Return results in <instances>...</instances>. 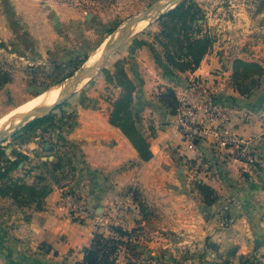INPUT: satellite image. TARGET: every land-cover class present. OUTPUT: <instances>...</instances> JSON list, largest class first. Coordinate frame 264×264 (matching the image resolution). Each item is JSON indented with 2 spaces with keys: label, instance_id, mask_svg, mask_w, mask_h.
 Listing matches in <instances>:
<instances>
[{
  "label": "rangeland",
  "instance_id": "374dc122",
  "mask_svg": "<svg viewBox=\"0 0 264 264\" xmlns=\"http://www.w3.org/2000/svg\"><path fill=\"white\" fill-rule=\"evenodd\" d=\"M159 1L36 0L38 5L34 8L43 7L40 12L44 15V27H49L50 41H55V44L41 46L40 51L27 55L26 59L14 45L0 42V83L6 79L1 74H14L15 80L11 88L0 90V126L10 117L18 116V112L26 111L37 97L84 71L85 64L90 62L95 52L98 56L110 36H115L129 20ZM238 1L200 0L212 10L208 16V20L215 24L212 28H218L217 20L225 14L224 19L228 22L225 35L228 36L233 34L237 19V15L229 9L235 10ZM240 1L245 6H253V59H250L253 61L250 62H258L264 67V56L255 55L254 50L256 32L264 24V16L260 15L264 11L259 10L258 0ZM218 8L223 10L219 12ZM38 24L41 25V22ZM52 25L57 27L59 34L52 29ZM17 29L22 31L19 20ZM159 29L158 19L138 29V33L124 40L91 79L44 117L46 119L38 124L26 125L0 143L6 159L13 157V153L30 154L29 159L10 174L9 180H0V190L7 186L8 181L16 179L29 185L41 184L39 179H44L42 184L54 183L62 194L61 205L68 210L74 222L82 224L97 217V231L101 228L110 238H115V242H119L116 256L113 255L116 264H137L132 260L139 261L141 256L144 257L140 264H264V253L250 247L253 246V237L234 235L235 230L243 228V225L232 226L234 221L226 217L234 213V198L212 190L215 204L205 199L197 190V186L203 184L205 168L192 164L183 151L179 153L181 148L176 144L162 154L159 152L150 169V165H146V172H150L144 182L136 180L128 188L116 190L111 189V183L103 178L102 189L98 188L95 193L91 189V192L85 193V186L77 184L82 183L76 170L80 168V161L73 149L77 150L79 146L71 139V134L79 124L81 109L85 112L111 111L118 92H114L110 80L118 57L128 44L142 36L151 40ZM214 32L217 36L218 33ZM235 44L232 46H238L240 54L247 53L251 47L248 39L242 42L243 45ZM166 75L165 78H170L171 74ZM168 88L172 87L156 85L151 92L141 93L134 99L133 110L137 121L140 127H149L152 139L158 138L171 125L166 120L173 114L160 100L161 94ZM260 90L253 99V106H264V77ZM152 139L150 146L156 147ZM28 145H37V148L31 149ZM59 159L63 167L52 174L51 165ZM89 196L93 200L106 201L94 207L89 203ZM75 198L84 205L86 214L80 216L73 209L71 202ZM3 199H12V203ZM13 206L22 208L26 205H21L10 195L0 194V210H11ZM98 209L100 212L97 213ZM117 230L126 235L119 237ZM241 245H247V250L240 251Z\"/></svg>",
  "mask_w": 264,
  "mask_h": 264
},
{
  "label": "crops",
  "instance_id": "0c3cea01",
  "mask_svg": "<svg viewBox=\"0 0 264 264\" xmlns=\"http://www.w3.org/2000/svg\"><path fill=\"white\" fill-rule=\"evenodd\" d=\"M35 1L0 0V42L14 45L16 50L23 52L26 59L27 55L40 51L41 46L55 44V41L54 43L50 41L49 27L47 25L44 27V15L40 12L43 7L40 5V8L35 10L34 6L38 5ZM192 1L204 10L207 25L212 34L216 36L214 31L218 33L212 49L195 72L181 73L173 69L169 71L157 63L153 48L165 61L162 47L156 41V36L161 32V26L151 40L142 36L128 44L116 62L121 60L128 62L124 69L137 87L133 95L134 99L141 96V93L151 92L156 85L160 84L172 87L178 93L191 76H199L213 85L219 103L235 106L242 111L228 128L251 140V150L259 159L258 165L237 162L230 151L213 147L209 143L198 145V155L189 152L181 139L175 135L177 123L175 115H170L166 120L171 124L170 127H167L158 138L152 139L149 127H140L134 114L138 130L149 144H151V139L156 143V147L150 146L153 158L145 162L122 131L111 125L110 117L113 106L109 113L94 110L85 112L82 108L79 124L71 134V139L79 146L77 150L73 149L77 152L80 161V168L76 170L82 183L77 184L85 186L87 190L83 189L85 193L91 192L90 189L92 193H95L98 188L102 189L101 179L103 178L111 183V189L116 190L128 188L136 180L144 182L150 172H146L148 168L146 165L149 164L150 169L155 164V158L159 152L162 154L176 144L181 148L179 153L184 152L192 164L205 168L204 178H202L204 185L222 195L230 194L234 198V213L226 217L234 221L232 226L243 225V228L239 227L234 231V235L253 237L251 249L258 248V251L263 254L264 133L261 112L264 106L259 104L253 106V99L261 91L260 89L249 97H242L235 90L231 79L234 59L253 61L250 60L253 59V6L240 4L243 1L239 0L235 10L229 9L237 15V19L234 23L233 34L228 36L225 35L228 29V22L224 19L225 14L217 20L218 28H212L215 24H212L211 19L208 20L209 12L212 10L204 6L200 0ZM221 10L223 8H218L219 12ZM260 15L264 16V12ZM17 20L21 24L22 31L20 32L17 29ZM39 22L41 25L38 24ZM52 29L56 31L57 27L52 25ZM256 37L255 55L264 56V24L261 25V30L256 32ZM245 39L251 42V47L247 53L240 54L239 47L232 45H236L235 43L243 45L242 42ZM259 41L262 43H258ZM128 55L133 59L130 60ZM114 74L115 71L112 72L110 85L115 93L118 92L115 101L120 97L122 90L118 87ZM166 74H171L170 78H165ZM1 77L6 79L0 83V90L13 86L14 74H1ZM244 112L249 115L244 116ZM28 147L34 149L37 145H28ZM27 155L30 156V154ZM9 158L15 159L14 156ZM48 186L51 192L41 206L38 207L36 203H32L22 208L13 206L12 211L0 210V264H83L84 249L91 246L97 232L101 234L102 229L97 231L96 227L98 219L94 217L82 224L74 222L68 215V210L61 205V191L54 183ZM101 200H93L89 196L91 206L103 205L106 200ZM3 201L12 203V199H3ZM98 212H100L99 209ZM102 231L105 238H110L108 233ZM111 239L115 240V238ZM247 248V245H241L239 250H247ZM143 257L141 256L140 260ZM140 260H132V262L140 264ZM231 264H236V262Z\"/></svg>",
  "mask_w": 264,
  "mask_h": 264
},
{
  "label": "trees",
  "instance_id": "16d2710c",
  "mask_svg": "<svg viewBox=\"0 0 264 264\" xmlns=\"http://www.w3.org/2000/svg\"><path fill=\"white\" fill-rule=\"evenodd\" d=\"M258 8L264 11V0H258ZM161 32L156 36L157 43L162 47L164 59L153 48L157 63L165 70H175L181 73L195 72L201 65L205 56L216 42L207 25V17L204 10L192 0H185L174 9L158 18ZM207 26V27H206ZM206 27V28H205ZM165 62V63H164ZM126 60L115 64V79L122 92L120 97L113 102V111L110 117L111 125L119 128L137 150L140 158L148 162L153 158V153L147 139L138 130L134 118V93L136 85L129 79L125 72ZM264 77V67L258 62H248L242 59H234L232 62V83L235 90L242 97H249L260 89L261 79ZM161 102L175 115L177 97L175 90L168 88L160 97ZM41 118L30 125L43 121ZM14 160L6 159L4 148L0 145V180L7 181L10 174L17 170L28 157L23 154H13ZM46 165V163H43ZM62 160L51 165L52 174L62 168ZM9 182V183H8ZM7 186L0 190L1 195H10L21 205L36 203L41 206L44 199L51 192V188L39 179L41 184L29 185L20 179L8 181ZM197 190L210 203L213 200V191L210 187L201 184ZM212 198V199H211ZM211 199V200H210ZM119 237L126 234L122 230L116 232ZM119 242L105 238L102 234H95L89 248L84 249L83 264H116L113 255L116 256Z\"/></svg>",
  "mask_w": 264,
  "mask_h": 264
},
{
  "label": "built area",
  "instance_id": "2783aa9c",
  "mask_svg": "<svg viewBox=\"0 0 264 264\" xmlns=\"http://www.w3.org/2000/svg\"><path fill=\"white\" fill-rule=\"evenodd\" d=\"M175 116L176 133L185 148L196 155L198 145L209 143L213 147L230 151L232 157L242 164L253 165L259 159L251 150V140L232 132L228 126L242 111L235 106L219 103L216 89L199 76L187 79L184 88L177 93ZM249 115L244 112V116ZM264 133V109L261 112ZM71 205L82 216L85 207L75 198Z\"/></svg>",
  "mask_w": 264,
  "mask_h": 264
},
{
  "label": "water",
  "instance_id": "95a60500",
  "mask_svg": "<svg viewBox=\"0 0 264 264\" xmlns=\"http://www.w3.org/2000/svg\"><path fill=\"white\" fill-rule=\"evenodd\" d=\"M162 1L163 0L157 2L154 6L150 7L149 9H147L146 11L141 13L140 15L132 18L125 25H123L121 28H119V30L117 31V34L115 36H113L112 43L105 47L100 59L93 66L85 68L84 71H82L80 74L72 77L67 82H65L64 84L57 87L58 88L57 91H59L60 94H59L58 99L55 102V104H53V106L47 112H45L43 114L35 115L33 117H27V118L23 119L17 126H15L13 129H11L8 134L0 136V143H2L9 136H11L15 132H17L19 129L25 127L26 125L32 123L33 121L48 116L52 111H54L56 109V107H58V105H60L63 101H65L70 96H72L76 91H78V89L81 87V85L85 81L91 79L96 74V72L104 65L106 60L115 51H117L121 47L124 40L127 39V38H124V35L128 30L132 29L137 24L147 20V18L150 15H154L153 18L150 20V22L153 21L154 19H158L162 15L166 14L170 10L177 7L179 4H181L185 0H166L164 3H162ZM65 84L68 85V87L62 89L61 86L65 85ZM39 97H37V98H39ZM35 110H36V108L32 109L29 112V115L31 113H33Z\"/></svg>",
  "mask_w": 264,
  "mask_h": 264
},
{
  "label": "bare ground",
  "instance_id": "6f19581e",
  "mask_svg": "<svg viewBox=\"0 0 264 264\" xmlns=\"http://www.w3.org/2000/svg\"><path fill=\"white\" fill-rule=\"evenodd\" d=\"M165 1L166 0H163L162 3H164ZM153 16L154 15H150L147 18V20L137 24L135 27H133L132 29L128 30L125 33L124 38H129V37L133 36L134 34H136L138 29H140L144 25H148V23L153 18ZM112 40H113V36H110V38L104 44L103 49L98 54V56H95L96 52L94 53L93 56H91L90 62L85 64L86 68L93 66L100 59L105 47L107 45H110L112 43ZM67 87H68V85H66V84L61 86L62 89L63 88H67ZM57 89H58L57 87L53 88L52 90L47 92L45 95H43L40 98L36 99L35 101L31 102L30 105H29V108L27 107L25 109L26 111L18 112V114H17L18 116H16L15 118H13V116L10 117V120L8 119L6 122H4L0 126V136L8 134L10 132V130L13 129L15 126H17L23 119H25L27 117H33L35 115H39V114H43V113L47 112L53 106V104H55V102L58 99V96H59L60 93H59V91H57ZM34 108H36V110L29 115V112L32 109H34ZM12 115H14V114H12ZM11 118H13V119H11Z\"/></svg>",
  "mask_w": 264,
  "mask_h": 264
}]
</instances>
